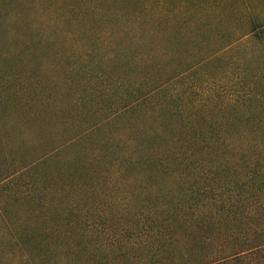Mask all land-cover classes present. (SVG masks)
I'll list each match as a JSON object with an SVG mask.
<instances>
[{
    "label": "trees",
    "instance_id": "trees-1",
    "mask_svg": "<svg viewBox=\"0 0 264 264\" xmlns=\"http://www.w3.org/2000/svg\"><path fill=\"white\" fill-rule=\"evenodd\" d=\"M248 1L65 0L82 26L89 14L116 23L119 43L106 52L148 82L112 117L132 116L129 131L115 137L126 155L122 169L112 164L115 180L100 178L105 160L95 154L93 185L42 195L33 187L29 207L15 208L25 212L17 223L1 214L0 240L10 239L20 264H37L24 242H38L44 259L56 250L44 237L109 229L118 238L106 244L105 264H264V4L254 11ZM236 12L246 17L242 33L227 38L221 26ZM164 64L168 76L146 70ZM116 186L125 202H111ZM114 204L122 211L108 209ZM92 247L78 249L83 261L71 252L49 264H89Z\"/></svg>",
    "mask_w": 264,
    "mask_h": 264
},
{
    "label": "rangeland",
    "instance_id": "rangeland-1",
    "mask_svg": "<svg viewBox=\"0 0 264 264\" xmlns=\"http://www.w3.org/2000/svg\"><path fill=\"white\" fill-rule=\"evenodd\" d=\"M257 1H248V7L260 9L264 2ZM226 15L221 26L225 37L242 33L246 17L238 12ZM78 16L67 11L65 0H0V217L11 223L24 216L15 208L29 207L33 187L42 195L65 185H93L98 178L93 155L105 160L100 178L107 175L115 180L117 170L112 164H121L120 169L126 164L124 146L115 137L129 131L132 116L112 117L141 95L148 81L141 73L123 72L125 61L106 52L119 43L116 23H96V15L89 14L88 24L82 26ZM129 41L126 38L124 43L130 45ZM164 65L146 70L158 79L169 74V64ZM116 187L109 189L118 193L111 202H125V188ZM108 209L122 211L116 204ZM118 219L114 216L109 225ZM100 225L103 229L106 223ZM109 230L111 235L96 233L90 238L44 237L43 246L56 248L44 259L38 258L43 254L34 245L38 242L30 240L23 247L32 261L49 264L51 258L71 252L83 261L87 253L78 249L93 246L89 264H105L106 244L118 238L116 230ZM0 245V264H20L9 238L0 240Z\"/></svg>",
    "mask_w": 264,
    "mask_h": 264
}]
</instances>
